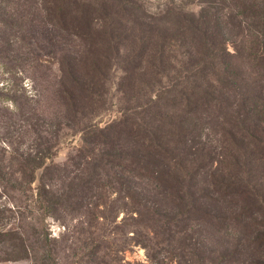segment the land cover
<instances>
[{
  "label": "trees",
  "instance_id": "obj_1",
  "mask_svg": "<svg viewBox=\"0 0 264 264\" xmlns=\"http://www.w3.org/2000/svg\"><path fill=\"white\" fill-rule=\"evenodd\" d=\"M25 1L42 23L70 41L57 57L52 90L60 123L89 118L92 104L112 97L107 83L115 68L121 71L116 88L124 96L129 85L137 90L159 77V108L149 111L151 100L132 109L120 105L121 117L85 130L77 156L62 165L47 164L56 135H39V147L25 149L17 139L23 133L15 127L16 116L3 108L10 112L7 118L0 115L3 259L203 264L201 245L210 247L197 236L201 225L229 239L225 248L210 240L207 264H244L245 250H251L247 264H264V96L243 83L235 59L239 50L231 52L224 38L215 37L206 1L195 11L193 0H164L156 12L143 0ZM241 2L231 3L238 17L244 14ZM7 6L0 0V23L22 18ZM232 22L228 35L244 33V18ZM247 57L250 73L257 57L252 49ZM11 93L22 112L27 95ZM132 114L138 121L130 120ZM122 211L130 219L129 238L148 250L147 263L123 262L126 247L111 242L118 229L105 227ZM47 216L62 220L60 238L51 236ZM72 220L77 222L71 225ZM261 256L262 261H253Z\"/></svg>",
  "mask_w": 264,
  "mask_h": 264
},
{
  "label": "rangeland",
  "instance_id": "obj_2",
  "mask_svg": "<svg viewBox=\"0 0 264 264\" xmlns=\"http://www.w3.org/2000/svg\"><path fill=\"white\" fill-rule=\"evenodd\" d=\"M5 1L8 3L6 10H9L16 17L21 16L22 13L23 16L16 20L13 17L10 18V14L7 12L5 14L6 18H10L14 22L9 25L0 23V94L2 95L0 96V115H3V118H7L9 111H13V115L16 116L15 127L20 133H23L17 139L20 140L21 146L25 149L38 148L41 142V139L38 138L39 135L52 138L56 135L54 154L47 160V164L62 165L68 160L70 155L77 156L79 147L85 143L83 140L86 133L85 130H97L98 127H105L108 123H112L121 117L120 105L132 109L136 102L151 100L153 106L150 107L149 111L159 108V77L151 81L146 79V86L140 85L137 90H133L132 85H129V88L127 87L128 94L124 96L116 88L121 71L115 68L111 71L107 83L109 88L111 86L114 95L112 97L107 96V99L100 106L95 103L92 104L87 111L89 118L87 116L83 118L78 116L74 120L71 119L64 121L65 123H60V119L56 118V113L59 112L58 109L60 107L53 93V88L57 82L58 64L56 61L57 57L60 56L61 49L67 47L70 41L68 38H62L53 30L50 24L42 23V16L35 11L36 9L30 7L25 0ZM162 1L164 0H143V3L156 12L159 11V2ZM193 1L191 8L195 11L200 8L201 4H205L204 1H206L207 12L211 18L210 23L216 30L215 37L217 39L224 38L227 42L228 50L231 52H234L235 49L239 50V54L235 59L240 68L243 83L251 84L256 96H264V60L262 59L264 57V0H241L242 2L238 6H240V11L244 13L243 17L236 15L237 11L232 7V0ZM16 9L20 12L15 13L14 10ZM216 17L218 19L214 20ZM243 18L246 29L243 31L244 33L234 37L228 35L233 34L231 31L234 28L229 29L231 24L233 25L232 21L234 19L242 20ZM248 30L251 31L247 35ZM251 45L255 58L257 57V65L255 64L251 72L248 73L246 72L249 60L247 55L250 54ZM211 47V50H214V45H211ZM15 91L18 94L27 95V99L22 105V112L19 108L17 110V105L10 99V93ZM7 93L8 95H5ZM5 107L9 111L3 110ZM155 110L151 112H155ZM27 118L30 121H26ZM137 119L138 114L130 116L131 121ZM25 130L29 131L24 132ZM33 130H37V132ZM44 169L43 166L36 171L34 186L40 183ZM116 215L115 218L113 215L114 225L106 226L105 228L111 230L114 228V231L115 228L118 229L115 231L116 239L111 242H114L115 245L123 246V248L126 247V250L121 253L123 262L147 263L148 250L129 238L133 234V232L129 233L127 230V223L130 222V219H127L123 211L117 212ZM76 222L77 220H72L70 224L74 225ZM115 222L118 225L117 227H114L116 226ZM46 223L49 226L52 237L60 238L65 232L62 220L57 217L47 216ZM12 226H15V223H12ZM196 229L200 241L207 243L210 247L208 250V248L201 245V250L204 252L200 254V262L207 264L206 258H208V254L211 251L210 240H214V245L217 248H225L229 239L226 235L220 236L216 231L210 232L205 226L199 225ZM250 251L245 250L247 254L240 258L241 262H245L244 264L250 263L251 259L248 255ZM261 252L264 253V250ZM162 259L163 254L161 253L159 254V261ZM262 259L261 256L253 261L257 263L262 261ZM0 264L31 263L29 261L15 262L6 260L3 259V255L0 253Z\"/></svg>",
  "mask_w": 264,
  "mask_h": 264
}]
</instances>
